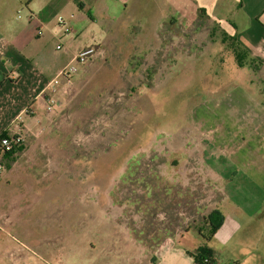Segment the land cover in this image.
Masks as SVG:
<instances>
[{
	"label": "rangeland",
	"instance_id": "1",
	"mask_svg": "<svg viewBox=\"0 0 264 264\" xmlns=\"http://www.w3.org/2000/svg\"><path fill=\"white\" fill-rule=\"evenodd\" d=\"M33 6L50 14L33 61L66 62L86 46L95 54L59 86L51 112L38 107L14 159H1L0 264H88L106 235L137 238L150 251L170 235L207 234L205 217L222 193L217 173L235 160L231 118L263 114L264 67L251 57L238 67L231 37L188 0ZM238 96L250 102L233 106ZM229 210L220 209L226 226H246L243 207ZM126 224V234L99 230ZM139 252L129 264H145ZM220 258L226 262V252Z\"/></svg>",
	"mask_w": 264,
	"mask_h": 264
},
{
	"label": "crops",
	"instance_id": "2",
	"mask_svg": "<svg viewBox=\"0 0 264 264\" xmlns=\"http://www.w3.org/2000/svg\"><path fill=\"white\" fill-rule=\"evenodd\" d=\"M114 1L118 3L123 0ZM188 1L193 2L196 9L213 17L227 36L234 39L245 57L253 58L264 67V0ZM33 2L0 0V136L22 134L24 128L40 119L37 112L41 104L45 113L49 97L53 96L57 105L62 94L60 88L56 91L46 90L48 84L78 51L91 47L69 51L66 62L62 59L61 63L50 61L39 65L33 61L41 54L37 43L40 37L36 32L41 31L42 26L39 25L50 19V14H45V9L41 10L40 7L36 6V9ZM240 100L247 104L250 102L248 97L238 96L233 98L232 105L238 106ZM222 112L219 111V116L225 120L228 116ZM231 119L235 160L223 163L221 173H217L215 181L218 187H222V193L215 210L222 216L220 209L223 206L234 213L236 207H243L246 226L235 223L226 226L223 218L209 240L203 239L198 232L197 238L192 241L187 236L188 230L180 238L170 235L161 241L157 239L150 251H145V245H138L137 238L130 243L125 238H119L118 243V237L106 235L102 244L96 246L98 250H92L88 255V264H112L115 257H118L120 264H129V255L133 257L139 250L135 258L137 261L142 258L145 264H194L192 255L203 246L212 252L214 264H264V109L263 114L242 110ZM99 230L105 234L120 230L121 234L123 231L126 234L129 227L126 224ZM130 230L133 231L132 228ZM212 242H216V246H211ZM242 249L248 253L247 258L242 256ZM143 251L144 254H141ZM225 252L227 260L222 262L220 255Z\"/></svg>",
	"mask_w": 264,
	"mask_h": 264
},
{
	"label": "built area",
	"instance_id": "3",
	"mask_svg": "<svg viewBox=\"0 0 264 264\" xmlns=\"http://www.w3.org/2000/svg\"><path fill=\"white\" fill-rule=\"evenodd\" d=\"M57 24L63 30L65 36L70 32V26L66 20L61 17L56 19ZM36 35L40 36L41 31L38 30ZM61 47L57 46L56 50H60ZM95 54V49L92 47L84 48L78 51L69 63L61 69L57 76L50 81L46 90L56 91L60 86V81L65 84L70 83L71 77L76 73L77 68L86 63V61ZM56 104V100L53 96L47 99L46 112H51ZM24 142V138L19 133H13L0 138V149L4 152H10L17 147L21 146ZM0 170H2L1 158H0Z\"/></svg>",
	"mask_w": 264,
	"mask_h": 264
},
{
	"label": "trees",
	"instance_id": "4",
	"mask_svg": "<svg viewBox=\"0 0 264 264\" xmlns=\"http://www.w3.org/2000/svg\"><path fill=\"white\" fill-rule=\"evenodd\" d=\"M77 7L79 9H82V5L79 4L77 2ZM201 13L204 12L203 10H198ZM88 18H90L89 14H87ZM232 42H234V47L236 50L235 53V60L237 61L238 67H243L244 63V52L241 50V48L238 46V44L234 41L233 38L230 39ZM7 134H3L0 136L4 137ZM22 149V146L17 147L16 149L10 151V152H4L3 150L0 149V158L7 160V161H12L14 159V156L19 153ZM136 155L130 159V161H136L137 159H135ZM175 164V161H173ZM205 170V169H204ZM209 172V171H208ZM209 178V177H207ZM221 220H222V216L220 215V213L217 210H214L211 214H209L208 216L205 217V225L208 226V233L207 235H203L199 229V233L201 234V237L205 240H209L213 234L216 232V230L219 228L220 224H221ZM193 257V262L194 264H214L215 260L213 258L212 252L210 251V249L206 248V247H200L198 248L195 253L192 255Z\"/></svg>",
	"mask_w": 264,
	"mask_h": 264
}]
</instances>
